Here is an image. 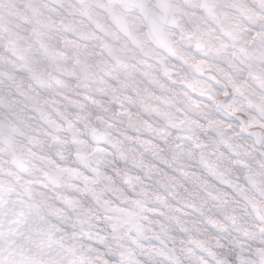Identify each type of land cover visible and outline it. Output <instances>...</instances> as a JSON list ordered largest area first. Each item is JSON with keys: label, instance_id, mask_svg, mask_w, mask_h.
Returning a JSON list of instances; mask_svg holds the SVG:
<instances>
[{"label": "snow or ice", "instance_id": "1", "mask_svg": "<svg viewBox=\"0 0 264 264\" xmlns=\"http://www.w3.org/2000/svg\"><path fill=\"white\" fill-rule=\"evenodd\" d=\"M0 264H264V0H0Z\"/></svg>", "mask_w": 264, "mask_h": 264}]
</instances>
